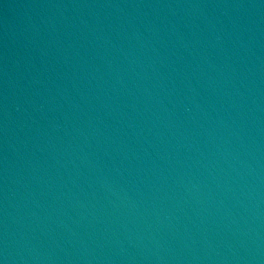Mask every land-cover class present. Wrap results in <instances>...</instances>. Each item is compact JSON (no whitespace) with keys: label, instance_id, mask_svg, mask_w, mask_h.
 <instances>
[{"label":"water","instance_id":"1","mask_svg":"<svg viewBox=\"0 0 264 264\" xmlns=\"http://www.w3.org/2000/svg\"><path fill=\"white\" fill-rule=\"evenodd\" d=\"M0 264H264V0H0Z\"/></svg>","mask_w":264,"mask_h":264}]
</instances>
